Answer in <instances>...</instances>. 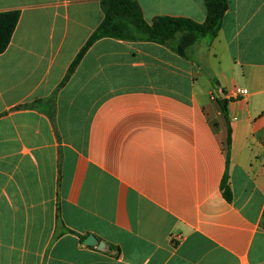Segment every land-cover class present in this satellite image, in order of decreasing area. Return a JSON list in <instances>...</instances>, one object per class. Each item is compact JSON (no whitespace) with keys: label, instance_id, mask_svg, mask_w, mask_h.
Instances as JSON below:
<instances>
[{"label":"crops","instance_id":"1","mask_svg":"<svg viewBox=\"0 0 264 264\" xmlns=\"http://www.w3.org/2000/svg\"><path fill=\"white\" fill-rule=\"evenodd\" d=\"M137 1L150 24L206 20L204 0ZM11 11L0 264H264V0H230L194 61L104 38L65 84L103 22L101 0H0Z\"/></svg>","mask_w":264,"mask_h":264},{"label":"trees","instance_id":"2","mask_svg":"<svg viewBox=\"0 0 264 264\" xmlns=\"http://www.w3.org/2000/svg\"><path fill=\"white\" fill-rule=\"evenodd\" d=\"M206 20L195 22L184 17L158 16L152 23L145 21L142 8L137 0H101L104 13L103 22L90 36L74 62L71 64L65 84L73 74L88 50L99 40L112 38L128 42H151L167 47L175 54L192 59V48L199 43L209 46L218 36L230 7V0H204ZM18 11L0 13V55L9 47L13 34L19 23ZM194 61V60H193ZM222 105V104H221ZM225 116H228L226 105H222ZM228 151L231 145V129L228 135ZM229 155L227 164H229ZM222 190L228 201L232 199L228 175H225ZM262 226L264 228V214ZM120 254L117 248L115 256Z\"/></svg>","mask_w":264,"mask_h":264},{"label":"water","instance_id":"3","mask_svg":"<svg viewBox=\"0 0 264 264\" xmlns=\"http://www.w3.org/2000/svg\"><path fill=\"white\" fill-rule=\"evenodd\" d=\"M220 103L224 106L226 105V100L223 99ZM85 244L88 246H99L100 249H103L105 246L104 243H100L93 235L87 237V239L85 240Z\"/></svg>","mask_w":264,"mask_h":264},{"label":"built area","instance_id":"4","mask_svg":"<svg viewBox=\"0 0 264 264\" xmlns=\"http://www.w3.org/2000/svg\"><path fill=\"white\" fill-rule=\"evenodd\" d=\"M234 94L246 95V94H248V90L237 88V89H235Z\"/></svg>","mask_w":264,"mask_h":264}]
</instances>
